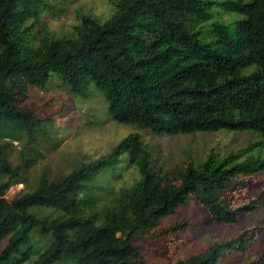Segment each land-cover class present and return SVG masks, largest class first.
Instances as JSON below:
<instances>
[{"label": "trees", "instance_id": "obj_1", "mask_svg": "<svg viewBox=\"0 0 264 264\" xmlns=\"http://www.w3.org/2000/svg\"><path fill=\"white\" fill-rule=\"evenodd\" d=\"M106 19L85 14L71 36L39 26L46 0H0V264H9L33 234L50 237L29 264H150L139 241L182 231L187 220L159 229L191 201L217 224H234L264 204V0H113ZM214 8L230 13L221 18ZM75 95L93 84L111 117L157 134L251 130L258 139L238 150L189 161L167 178L139 132L111 152L58 180L37 158L10 154L15 140L34 143L49 117L24 104L31 87L54 76ZM10 138L11 140H7ZM128 160L140 178L112 190L98 178ZM109 179V178H108ZM94 182V183H93ZM25 188L10 198L16 184ZM94 190V192H93ZM36 208L51 209L37 215ZM256 227L216 241L170 264H221L254 244ZM233 264H264V247Z\"/></svg>", "mask_w": 264, "mask_h": 264}, {"label": "rangeland", "instance_id": "obj_2", "mask_svg": "<svg viewBox=\"0 0 264 264\" xmlns=\"http://www.w3.org/2000/svg\"><path fill=\"white\" fill-rule=\"evenodd\" d=\"M114 10L113 0H46L37 22L39 26L48 28L53 35L71 36L83 15L89 14L104 20ZM214 10L221 13V18L231 16L225 10ZM24 104L39 116L52 120L46 122L47 134L38 141L31 144H27L25 139L13 142L10 157L14 164L21 160L22 151H28L37 158V163L29 170L31 185L37 182L41 173L62 179L81 164L111 152L122 138L132 132L141 134L152 150L154 167L164 171L167 178H172L174 172L189 161L200 165L210 156L228 154L259 137L251 130L225 129L191 134H157L148 128L123 124L111 117L105 97L93 84L89 86L86 95H75L70 86L64 85L56 75L44 88L31 87ZM256 154L264 156V149L257 150ZM139 178L137 166L125 160L116 166L115 171H108L100 176L95 184H102L104 187L109 184L112 190H117L132 185ZM25 186V183L14 185L8 196H16ZM261 186H264V174L258 176L253 189L257 190ZM50 211L51 209L42 208L35 210L37 215ZM183 220H187V226L182 231H170L163 236L149 235L139 241L150 264H170L178 257L205 250L216 241L230 238L252 227H256L254 244L241 257L227 258L221 264L244 260L264 247V204L243 216L237 223L227 225L215 223L205 208L198 202L191 201L166 218L159 229L168 228ZM49 242L50 237L36 230L33 234V247H22L9 264L31 263ZM5 245L6 240L0 242V251ZM58 264L68 263L61 261Z\"/></svg>", "mask_w": 264, "mask_h": 264}]
</instances>
